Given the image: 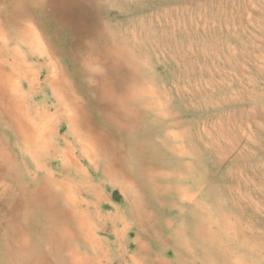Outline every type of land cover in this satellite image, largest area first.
<instances>
[{
  "label": "rangeland",
  "instance_id": "rangeland-1",
  "mask_svg": "<svg viewBox=\"0 0 264 264\" xmlns=\"http://www.w3.org/2000/svg\"><path fill=\"white\" fill-rule=\"evenodd\" d=\"M0 1V60L11 61L4 39L27 66L18 84L25 106L48 111L63 94L76 102L74 123L54 125L62 143L51 146L75 149L100 193L79 194L102 219L88 238L76 235L78 264H264L263 252L251 254L264 244V0ZM25 27L40 49L15 45ZM0 128L18 170L16 182L0 185V264H20L9 259L3 191L64 172L63 159L25 158L1 111ZM105 169L109 180L99 178ZM135 205L153 215L145 221L153 232L140 230ZM41 220L21 215L34 256L67 264L65 251L52 258L46 249Z\"/></svg>",
  "mask_w": 264,
  "mask_h": 264
},
{
  "label": "bare ground",
  "instance_id": "bare-ground-1",
  "mask_svg": "<svg viewBox=\"0 0 264 264\" xmlns=\"http://www.w3.org/2000/svg\"><path fill=\"white\" fill-rule=\"evenodd\" d=\"M6 10H7V8H6ZM9 13H11V12L9 11ZM18 14L21 15L22 13H18ZM40 14H38V15H40ZM2 17H3V15H2ZM24 19L25 18H20V21H19L18 24L19 25L20 24L21 25H26L25 24L26 22L23 21ZM1 30H2V28L0 26V33H2ZM32 30L33 29L31 27H25L23 33L21 35H19L17 43L15 45L18 44V45H21L22 47L26 46V47L29 48V52H34L35 49H37V48L40 49L41 41L39 40L38 35L36 34V32H34V30L33 31ZM3 42H5L4 43L5 47L3 46L4 48H2L1 52L3 54L8 55L9 59L11 61L6 62L5 60H3V61L0 60V111H1V118L5 119L6 122L9 124V127L12 129V132L13 131L15 132V134H16L15 137H17V139L14 136L13 137L16 140H18V142H19V144H20V146L22 148V151H23L22 153L24 154L25 158L30 157V158H32V162L38 164V162L47 163V160L49 158L53 157V156H61L62 159H63L62 167H63V171H64V172H61V173H57L56 175H54L53 172H51V171H47V172H45V175L42 177V180L40 179L41 180L40 183L37 182V181L36 182L33 181L32 184H30L29 186H26V184L17 181V185H16L17 190L16 191L14 190V194H13V192H12V194H8L11 191V188H6L3 191V194H5V196H3L1 199L4 200V204L7 207V212L4 215V216L7 217V219H5V223H6L5 225L7 226L8 230L10 232L9 233V242H8L9 246L8 247H9V251L11 252V254L9 256V259H11V260L13 259L14 261H18L20 264H41V263L45 262V260L43 261L44 258H42L40 256H34L33 250H32L31 236L29 235L28 230L22 224L23 221L21 222V215L26 216V217L27 216H31V215H33V216L37 215V216H40L42 218L41 222H44L45 226L44 227L39 226V221H38L36 228L38 230H42L43 233L47 235V237L44 236L46 238L47 243H48L47 246H46V249L51 254L52 258L53 257L54 258L58 257V256L55 257L56 252L58 253V251H59V252L63 253L65 251L66 263L67 264H78V261L80 262L81 259H79V258L77 259L76 258L77 254H76V251H75V246L77 244V238H78L76 235H78L79 237H81L82 235H85L86 238H88L89 236L94 234L95 231H96V228H97L96 220L100 221L102 219V216L100 214H98V213L92 214V213H88L86 211V209L89 206L85 203L84 199L79 197V194L83 193V192H90L88 194L90 197H92L93 195H94V197H99L100 193L96 192L95 188L90 184L89 180L86 177V174L84 173L83 169L80 166V164H81L80 160H77V159H75L73 157L74 153H75L74 152L75 149L71 148V146H68V151L66 150L65 152L64 151L61 152L58 148H54V147L51 146V142L52 141L58 143L57 141L59 140L60 143H62V140L59 139L60 126L58 127V129L54 130V125H56V124L62 125V123L65 122V123H68L69 125L71 124V126H72V124L74 123L75 116H74L73 112H71V111H72V108L75 107L74 105L76 104V102L74 100L70 99L66 94L62 93L63 94L62 98H59L57 100V102H55L54 107H50L48 109V111H46V110L41 111V110H38V109H34V108H30L28 106H25L24 101L27 99V97L25 95L26 92H25V94L22 93L20 91V89L18 88V84L22 80L25 79V76H26V74L28 72L27 71V66L25 65V62H24L23 59H22L23 61H21V62L18 61L17 57H19V59H21L20 54H17L16 52L11 53L9 51L8 47H7V44H6L7 42L4 39H3ZM40 55L44 56V52H41V50H40ZM28 60H30V59H28ZM38 83H40V82H38ZM56 85H57V83L55 84V86ZM68 89H70V88H68ZM128 92H130V91H128ZM107 93H109V92H107ZM110 94H113V93H110ZM136 95H138V94H136ZM101 96H103V95H101ZM140 96H142V95H140ZM40 104H41V102H40ZM81 105H82V103H81ZM118 105H120V104H118ZM127 107H129V106H127ZM52 110L57 112V114L56 115L50 114V111H52ZM130 112H132V111H130ZM137 114H138V112H137ZM132 118H134V117H132ZM104 127H106V126H104ZM3 136H4V134L2 133L1 128H0V185H1V187L4 186L6 184V182L7 183H12L13 181L16 182V180H17L16 176H17V172H18V170H16V168H15L16 167L15 166L16 162L14 161V158L10 155L6 142H4L3 139H1V138H3ZM11 139H13V138H11ZM76 143H78L79 146L82 147L81 139L77 140ZM63 149H65V148L63 147ZM70 149H71V151H70ZM84 149L82 151L84 153L83 156L87 157L90 154L88 153V151H86ZM156 152H157V150H156ZM112 155L114 156V154H112ZM104 156H105V154H104ZM86 157H83V159H81L82 162L84 161V159H86L88 161V163H90V165H93L94 168H95V164H94L95 158H90V157L86 158ZM112 158H114V157H112ZM163 161H161V162H163ZM112 165H113V162H112ZM37 168H38V170L41 169V167L39 165L37 166ZM65 169H67L68 172H66ZM95 170L98 171L96 168H95ZM2 173H4V174H2ZM14 173H15V176H14ZM54 173H55V171H54ZM125 173H126V171H125ZM175 173H176V171H175ZM98 174H99V178L101 180H103V179L109 180L110 176H112L108 172L107 169H105L103 172L102 171L98 172ZM165 174L169 175V173H165ZM71 176H73V177H71ZM110 181H111V179H110ZM29 182H30V180H29ZM79 184H81L80 187H79ZM184 184H183V186H184ZM174 185H176V184H174ZM158 188H160V187H158ZM123 189L125 191H130L133 188H127L126 185H123ZM169 189H171L170 186H169ZM202 190H204V189H202ZM105 193H106V191H105ZM110 193H111V190H110ZM153 193L157 194V191L154 190ZM120 195H121V193H120ZM162 195H165V194H162ZM113 196H114V194H113ZM109 198H111V197H109ZM115 199H117V197ZM198 199H200V198H198ZM116 201H118V200H116ZM185 204H186V202H185ZM86 206H87V208H85ZM133 207L135 208V210L132 211V216L133 217L137 216L141 220V223L139 224L140 230H145L146 232L147 231L148 232H153V229L156 226H152L151 225V227H149V225L145 224V221H150L152 219L153 215L148 213L147 211H145L143 213L138 212V210H136V208L140 209V207L137 206V205H135ZM229 207H231V206H229ZM181 208H182V205H181ZM225 208H223V210H225ZM173 210H174V208L172 209V211ZM29 222L32 223L33 221L32 222L29 221ZM172 231H173V229H172ZM6 233H5V235H6ZM217 233H218V231H217ZM204 234H205V231H203V235ZM72 235H74L73 238H72ZM59 236H60V240H59ZM183 236H185V235L183 234ZM0 238H2V237H0ZM33 239L34 238H32V240ZM230 239H231V237H230ZM254 240H255V238H254ZM257 241H255V242H257ZM148 243H150V242H148ZM233 243H235L234 240H233ZM253 243H254V241H253ZM216 244H218V241H217ZM246 246H248V245H246ZM254 246L255 247L251 246L252 249H253L251 251V254L253 256L256 257L255 254H258V253L260 255V252L264 253V244H257L256 243V245H254ZM137 248H139V247H137ZM85 250H87V249H85ZM246 252H247V249H246ZM11 255H12V257H11ZM255 257H254V259H256ZM36 258L38 259L37 261H36ZM83 259H84V257H83ZM55 261L58 262V263L64 262L63 260H55ZM45 264H49V263H45ZM181 264H182V262H181Z\"/></svg>",
  "mask_w": 264,
  "mask_h": 264
}]
</instances>
